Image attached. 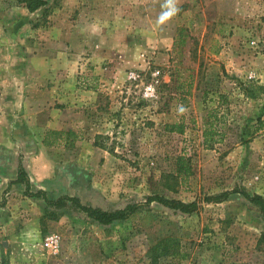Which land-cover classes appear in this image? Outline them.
<instances>
[{"label": "rangeland", "instance_id": "1", "mask_svg": "<svg viewBox=\"0 0 264 264\" xmlns=\"http://www.w3.org/2000/svg\"><path fill=\"white\" fill-rule=\"evenodd\" d=\"M45 1L0 0V114L6 97L37 100L61 127L49 131L75 134L50 148L43 178L27 173L30 192L106 211L153 196L200 208L155 202L102 226L70 201L5 190L0 264H264V215L244 195L264 200V0H175L163 20L167 0ZM216 108L223 139L207 149Z\"/></svg>", "mask_w": 264, "mask_h": 264}, {"label": "crops", "instance_id": "2", "mask_svg": "<svg viewBox=\"0 0 264 264\" xmlns=\"http://www.w3.org/2000/svg\"><path fill=\"white\" fill-rule=\"evenodd\" d=\"M39 104L37 100L15 102L11 97L5 98L0 114V200L5 190L25 191L24 184H12L18 179L20 165L32 181H39L44 175L39 165L51 161L48 152L51 147H46L43 141L49 130L61 127L55 126L50 106Z\"/></svg>", "mask_w": 264, "mask_h": 264}, {"label": "trees", "instance_id": "3", "mask_svg": "<svg viewBox=\"0 0 264 264\" xmlns=\"http://www.w3.org/2000/svg\"><path fill=\"white\" fill-rule=\"evenodd\" d=\"M21 2L25 3L27 8L30 11H35L43 6L47 5V1L45 0H21ZM87 90H95L94 87H86ZM260 90H264V88H260ZM253 96L257 98V96L253 93ZM219 109H212L209 112L208 120L205 123V129L203 130V138L204 145L207 149H211L215 144L220 143L223 139V134L219 129L221 121L219 118ZM261 125H264V121L260 119L259 121ZM171 132L176 133H184L185 127L184 124L176 123L168 126ZM75 134L73 132H58V131H48L46 133L43 144L46 147H73L75 142ZM177 171L183 179L187 180L191 176V169L188 163V160L185 157L178 158L177 162ZM12 184H25L26 191L25 195L30 198H39L43 197L49 206H59L63 201L72 202L77 208H79L83 213L87 215L90 220L98 223L102 226H109L116 222H123L128 220L137 212L144 210L149 207L152 203H158L169 210H173L176 212H180L182 214H193L197 212L200 208L198 202L185 203L178 200H170L165 199L159 196H153L147 199L145 203H137L132 205H127L123 209H117L112 211L101 210L98 208H93L90 206H84L80 203V201L76 198L62 197L58 201H50L46 198L44 192L31 193L30 192V181L27 172L22 167V165L18 168V179ZM233 192L222 193L217 196L207 197L204 199L206 203H221L228 199ZM245 197L255 204H257L263 215H264V200L260 196L251 197L248 194H244ZM168 242H174V240L169 239Z\"/></svg>", "mask_w": 264, "mask_h": 264}, {"label": "clouds", "instance_id": "4", "mask_svg": "<svg viewBox=\"0 0 264 264\" xmlns=\"http://www.w3.org/2000/svg\"><path fill=\"white\" fill-rule=\"evenodd\" d=\"M167 3H168V6H169V11L163 13L161 19H165V18H169L171 16H173L177 11L178 9L175 7V0H167ZM181 112L184 111L183 108L180 109Z\"/></svg>", "mask_w": 264, "mask_h": 264}, {"label": "built area", "instance_id": "5", "mask_svg": "<svg viewBox=\"0 0 264 264\" xmlns=\"http://www.w3.org/2000/svg\"><path fill=\"white\" fill-rule=\"evenodd\" d=\"M150 89V88H149Z\"/></svg>", "mask_w": 264, "mask_h": 264}]
</instances>
